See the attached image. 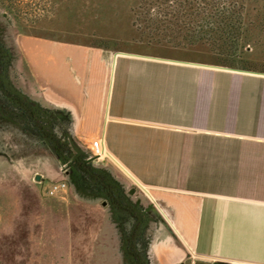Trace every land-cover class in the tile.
<instances>
[{
	"label": "crops",
	"instance_id": "obj_1",
	"mask_svg": "<svg viewBox=\"0 0 264 264\" xmlns=\"http://www.w3.org/2000/svg\"><path fill=\"white\" fill-rule=\"evenodd\" d=\"M33 43L44 98L78 136L101 139L167 223L151 243L161 264H264V119L244 116L241 93L175 56Z\"/></svg>",
	"mask_w": 264,
	"mask_h": 264
},
{
	"label": "rangeland",
	"instance_id": "obj_2",
	"mask_svg": "<svg viewBox=\"0 0 264 264\" xmlns=\"http://www.w3.org/2000/svg\"><path fill=\"white\" fill-rule=\"evenodd\" d=\"M259 1L251 0V7L255 16H263L264 21V10L257 14L255 9ZM182 2L0 0V15L3 11L8 13L12 26L8 44L13 45L15 40L18 43L21 60L17 58L16 65L19 82L24 86L32 83L26 51L37 48L33 42L110 48L116 53L127 49L206 65L200 68L208 72L210 86L217 84L219 91L241 93L244 116L251 114L252 109L255 116L264 119V25L260 34L251 35L244 47L248 65L254 70L214 65L216 59L206 45H187L182 35L174 40L168 31L161 34L147 29L143 18L147 8L151 12L159 11L161 6L176 9ZM160 17L158 20L163 18ZM232 101L238 106L239 99ZM109 159L107 150L98 158L129 182L138 183ZM61 180L60 166L47 148L26 141L16 130L0 129V264H121L120 244L113 237L100 202L86 201L71 189L61 197L46 195L49 184ZM204 263L194 254L185 260V264Z\"/></svg>",
	"mask_w": 264,
	"mask_h": 264
},
{
	"label": "flooded vegetation",
	"instance_id": "obj_3",
	"mask_svg": "<svg viewBox=\"0 0 264 264\" xmlns=\"http://www.w3.org/2000/svg\"><path fill=\"white\" fill-rule=\"evenodd\" d=\"M11 27L8 13L3 11L0 15V129L16 130L26 141L43 145L58 162L61 181L66 182L67 190L71 189L86 201L100 202L114 231L113 237L120 244L121 264H161L151 249L160 223L152 203L117 169L92 155L75 132L71 114L48 102L32 77L31 85L27 82L29 89L19 82L16 62L17 58L21 60V54L16 40L13 45L8 44Z\"/></svg>",
	"mask_w": 264,
	"mask_h": 264
},
{
	"label": "trees",
	"instance_id": "obj_4",
	"mask_svg": "<svg viewBox=\"0 0 264 264\" xmlns=\"http://www.w3.org/2000/svg\"><path fill=\"white\" fill-rule=\"evenodd\" d=\"M181 4L176 9L160 5L154 12L147 8L143 13L147 29L163 34L168 31L174 40L182 35L187 45H206L216 59L214 65L254 70L248 65L244 47L251 35L260 34L264 21L263 16H255L251 0H183ZM255 9L262 13L264 1Z\"/></svg>",
	"mask_w": 264,
	"mask_h": 264
},
{
	"label": "built area",
	"instance_id": "obj_5",
	"mask_svg": "<svg viewBox=\"0 0 264 264\" xmlns=\"http://www.w3.org/2000/svg\"><path fill=\"white\" fill-rule=\"evenodd\" d=\"M83 143L88 147L89 151L96 158H100L105 155V149L101 139H84L82 138ZM67 192V185L65 181H55L51 182L47 188L46 195L48 197H61L64 196Z\"/></svg>",
	"mask_w": 264,
	"mask_h": 264
},
{
	"label": "water",
	"instance_id": "obj_6",
	"mask_svg": "<svg viewBox=\"0 0 264 264\" xmlns=\"http://www.w3.org/2000/svg\"><path fill=\"white\" fill-rule=\"evenodd\" d=\"M206 66V65H203ZM208 66V65H207ZM208 67H212V68H219V69H224V70H230V71H236V72H240V73H247L245 71H241V70H234V69H228V68H223V67H214V66H208ZM155 210V209H153ZM155 212V216L156 218L159 220V222H161L167 229H169L167 223L165 222L164 218L161 216L160 213H158L157 211ZM217 262H215L214 264H216ZM219 264V263H218Z\"/></svg>",
	"mask_w": 264,
	"mask_h": 264
}]
</instances>
